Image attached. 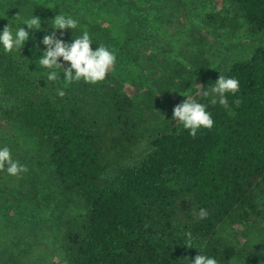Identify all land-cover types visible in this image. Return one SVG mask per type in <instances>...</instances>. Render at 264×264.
<instances>
[{
	"label": "trees",
	"instance_id": "16d2710c",
	"mask_svg": "<svg viewBox=\"0 0 264 264\" xmlns=\"http://www.w3.org/2000/svg\"><path fill=\"white\" fill-rule=\"evenodd\" d=\"M5 2L21 17L44 10L39 18L45 33L53 30L56 14L66 13L97 46L114 48L117 43L109 27L89 18L84 0H44L40 7L35 0ZM211 3L205 24L220 21L222 27L244 19L250 31L264 33V0ZM138 17L132 16L138 24L116 51L124 71L115 65L103 82L69 85L64 97L57 95L62 82L47 81L38 67L39 53L32 40L21 50L22 56L0 51V119L13 123L46 154L47 183L39 189L37 177L24 179L28 193L20 190L15 203L24 202L28 216L35 211L29 203L45 188H55L43 197L59 207L52 234L65 264H190L198 252L215 257L218 264H230L243 251L221 234L222 229L233 221L253 225L264 218V46L222 70L220 75L240 81V91L229 94L226 105L211 98L207 107L214 120L211 129L201 128L193 137L181 124H168L147 134L144 111L169 104L167 95L192 93L189 99L200 102L205 98L196 96L191 86L199 70L172 57L163 58L162 67L150 65L149 82L134 80L139 88L135 97L126 92L128 69L139 64L141 45L152 39ZM8 22L14 28L22 26L21 21L0 18V30ZM80 34L79 29L65 30L64 39ZM33 35L39 42L44 33ZM203 56L199 53L197 58ZM205 63L207 71L200 77L206 89L220 75L209 79L210 64ZM143 143L145 147L137 150ZM200 208L209 211L207 219L198 218ZM6 215L2 210L0 239L12 228L19 229L15 225L21 222L4 223L1 217ZM189 232L196 249L184 245ZM17 245L25 259L32 245L26 246L23 237ZM10 255L7 264L14 259L19 264L13 251Z\"/></svg>",
	"mask_w": 264,
	"mask_h": 264
},
{
	"label": "rangeland",
	"instance_id": "374dc122",
	"mask_svg": "<svg viewBox=\"0 0 264 264\" xmlns=\"http://www.w3.org/2000/svg\"><path fill=\"white\" fill-rule=\"evenodd\" d=\"M0 17L20 22L29 17H21L12 12L6 4L7 0H0ZM40 7L44 0H35ZM92 21L100 22L102 26L109 27L112 35L117 38L114 48L118 51L123 44L124 36L128 30L137 25V19L132 16L138 15L142 20L143 31L152 36L151 41L141 45V58L139 64H132L126 81V92L135 97L136 89L134 80L149 82L151 64L163 66V58L172 57L182 63H189L190 68L199 70V76L195 77L191 86L196 89H205L200 77L207 71L205 61L210 64L209 79L222 73V70L235 60L248 59L259 46H264V33L252 32L244 19L232 24L225 23L221 27L220 21L205 24V16L210 12L211 0H84ZM218 8L223 5L219 2ZM217 9V8H215ZM44 10H37L33 15L41 17ZM6 13V15H5ZM134 48L135 45L132 44ZM161 51L162 54H158ZM20 53V52H19ZM202 53L203 58H197ZM21 56L23 53L20 54ZM151 56V59L149 58ZM164 56V57H163ZM27 59V55L25 56ZM20 59L21 57L17 58ZM122 59V56H119ZM193 60H198L195 64ZM123 72V65L117 62ZM145 83V82H144ZM136 86V85H135ZM144 87V86H143ZM142 87V88H143ZM139 89V88H138ZM141 89V88H140ZM192 94V93H191ZM189 94V98L190 95ZM186 95V94H185ZM169 104L164 107L146 109L143 114L144 129L147 134L152 128H159L168 124H176L171 119L173 108L186 99L181 95H167ZM3 98H0V103ZM8 102V101H7ZM179 124V123H177ZM141 144L137 150L145 147ZM0 147H8L14 160L25 164L28 172L20 177L10 176L4 170H0V205H4L2 216L4 223L7 220L17 219L19 227L12 228L7 238L0 239V264H7L11 258L10 251L20 258L19 264H65L64 254L55 242L52 232L55 223L59 220V207L54 201L46 199L44 192L54 191L53 186L45 188L39 193L38 199L30 202L32 210L27 215L24 202L19 206L15 203L21 196L20 190L28 193L27 185L23 183L27 178H38V187L42 189L47 183L46 154L36 148L27 135L17 132L13 123L0 119ZM46 170V171H45ZM56 196V193H54ZM26 196V200H27ZM2 201V202H1ZM32 203V204H31ZM3 207V206H2ZM264 209V200L263 206ZM2 210L0 215L2 214ZM24 216V218L21 217ZM31 218V219H30ZM256 224L249 225L245 222H231L227 224L221 234L235 242L241 248L242 256L233 260L230 264H261L264 255V218H257ZM38 224V225H37ZM24 235V236H23ZM23 237L26 246L32 245L30 254L24 259L21 247L17 245ZM16 259L13 264H17Z\"/></svg>",
	"mask_w": 264,
	"mask_h": 264
},
{
	"label": "clouds",
	"instance_id": "9594fccd",
	"mask_svg": "<svg viewBox=\"0 0 264 264\" xmlns=\"http://www.w3.org/2000/svg\"><path fill=\"white\" fill-rule=\"evenodd\" d=\"M6 15V13H5ZM2 18V17H0ZM22 26L13 27L9 22L0 30V51L5 54L20 52L30 40L35 44V51L39 53L38 67L44 70L47 81L62 82L57 88V95L64 97L65 89L72 84L83 81L86 84L103 82L109 73L115 70L117 52L115 48L105 44H95L90 33L79 25L76 18L70 14L58 13L52 19L51 31L45 33L41 19L31 15L21 21ZM80 30V35L70 41L64 39L65 30ZM43 32L41 41L36 42L34 33ZM59 32V36H57ZM43 45L41 47L40 45ZM93 45L95 48L93 49ZM37 66V65H36ZM62 70V77H61ZM240 91V81L235 77L220 75L211 88L197 89L196 96L203 97L204 102L187 95L184 101L172 110L173 121L183 126L189 135L195 137L201 128L211 129L214 125L211 112L207 110L211 98H216L220 105L228 103L227 96L237 95ZM207 101V102H206ZM0 170L10 176L20 177L28 172V167L14 160L8 147H0ZM209 211L200 208L198 218L207 219ZM187 248H195L191 243V233H186ZM196 249V248H195ZM190 264H218V260L206 254H198L190 259Z\"/></svg>",
	"mask_w": 264,
	"mask_h": 264
}]
</instances>
